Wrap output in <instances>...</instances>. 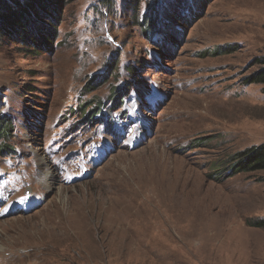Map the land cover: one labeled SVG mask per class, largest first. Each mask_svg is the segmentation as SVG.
<instances>
[{
	"label": "rangeland",
	"instance_id": "374dc122",
	"mask_svg": "<svg viewBox=\"0 0 264 264\" xmlns=\"http://www.w3.org/2000/svg\"><path fill=\"white\" fill-rule=\"evenodd\" d=\"M191 1L63 0L51 49L0 38V264H264V171L214 168L264 144V0Z\"/></svg>",
	"mask_w": 264,
	"mask_h": 264
},
{
	"label": "trees",
	"instance_id": "16d2710c",
	"mask_svg": "<svg viewBox=\"0 0 264 264\" xmlns=\"http://www.w3.org/2000/svg\"><path fill=\"white\" fill-rule=\"evenodd\" d=\"M62 1L63 0H0V38L5 36L14 38L23 45L26 44L28 47L35 48L36 51L45 47L51 49L57 34L54 31L56 29V21H49L52 22L50 25L41 24V22L51 17V15L56 19L58 17L57 13L59 14L58 5L62 3ZM136 1L139 2L140 0ZM191 2L193 1L173 0V5L170 6L174 9L172 19L180 21L181 15H183L185 10H188L189 14H193ZM163 10L165 11L166 9L163 7V4L160 5L159 2L158 7L153 10L154 13L151 12L149 15L144 16L140 24L144 34L150 37L154 34L160 17L159 14H161ZM216 53L221 54L223 52L218 50ZM115 62L113 60V66L117 64V62ZM255 63L260 66L259 69L257 72L247 77L245 82L248 86H262V92L264 94V57L256 59ZM128 70L130 75L136 73L135 68H129ZM123 91L124 90L116 91L114 93L115 95H113L114 97L112 98L113 107L118 108V106L122 104L120 100L123 95L122 93H124ZM96 117L97 114L94 113L87 118L89 121H92ZM14 131L15 128L12 118L5 114H0V154L13 152L7 145V141L13 137L12 134ZM214 168L216 169V174L221 177L224 175L230 177L241 173L264 171V144L259 147L247 149L231 157L227 163L225 172L220 166ZM249 224L256 228L264 229V220H256Z\"/></svg>",
	"mask_w": 264,
	"mask_h": 264
},
{
	"label": "bare ground",
	"instance_id": "6f19581e",
	"mask_svg": "<svg viewBox=\"0 0 264 264\" xmlns=\"http://www.w3.org/2000/svg\"><path fill=\"white\" fill-rule=\"evenodd\" d=\"M49 169V168H48ZM45 175V177H47V179H49V180H51L49 177H51V175H52V173L51 172H49V171H47V173H45L44 174Z\"/></svg>",
	"mask_w": 264,
	"mask_h": 264
}]
</instances>
